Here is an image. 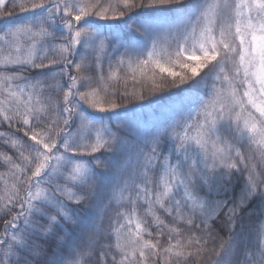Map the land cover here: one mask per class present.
Segmentation results:
<instances>
[{
    "label": "snow or ice",
    "instance_id": "snow-or-ice-1",
    "mask_svg": "<svg viewBox=\"0 0 264 264\" xmlns=\"http://www.w3.org/2000/svg\"><path fill=\"white\" fill-rule=\"evenodd\" d=\"M0 225V264H264V0H0Z\"/></svg>",
    "mask_w": 264,
    "mask_h": 264
},
{
    "label": "trees",
    "instance_id": "trees-1",
    "mask_svg": "<svg viewBox=\"0 0 264 264\" xmlns=\"http://www.w3.org/2000/svg\"><path fill=\"white\" fill-rule=\"evenodd\" d=\"M9 6H10V5H9ZM15 11H16V13H18V12H19V9H16ZM0 227H2V225H0Z\"/></svg>",
    "mask_w": 264,
    "mask_h": 264
}]
</instances>
